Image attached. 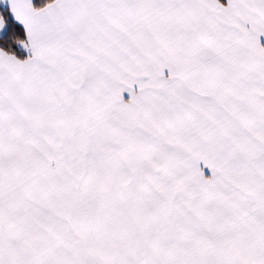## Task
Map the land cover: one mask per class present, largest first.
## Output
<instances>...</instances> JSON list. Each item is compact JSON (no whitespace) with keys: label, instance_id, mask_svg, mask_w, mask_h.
Wrapping results in <instances>:
<instances>
[{"label":"snow or ice","instance_id":"obj_1","mask_svg":"<svg viewBox=\"0 0 264 264\" xmlns=\"http://www.w3.org/2000/svg\"><path fill=\"white\" fill-rule=\"evenodd\" d=\"M0 264H264V0H0Z\"/></svg>","mask_w":264,"mask_h":264}]
</instances>
